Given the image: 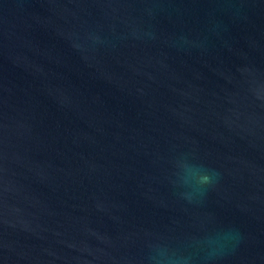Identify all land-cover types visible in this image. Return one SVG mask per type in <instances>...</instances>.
Returning a JSON list of instances; mask_svg holds the SVG:
<instances>
[{"label": "water", "instance_id": "95a60500", "mask_svg": "<svg viewBox=\"0 0 264 264\" xmlns=\"http://www.w3.org/2000/svg\"><path fill=\"white\" fill-rule=\"evenodd\" d=\"M0 264H264V0H0Z\"/></svg>", "mask_w": 264, "mask_h": 264}, {"label": "clouds", "instance_id": "9594fccd", "mask_svg": "<svg viewBox=\"0 0 264 264\" xmlns=\"http://www.w3.org/2000/svg\"><path fill=\"white\" fill-rule=\"evenodd\" d=\"M203 180L206 181L207 180V177H204Z\"/></svg>", "mask_w": 264, "mask_h": 264}]
</instances>
